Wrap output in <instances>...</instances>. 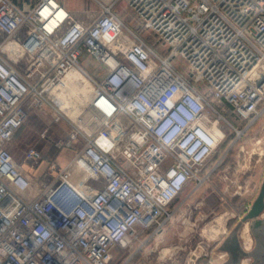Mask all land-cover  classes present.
<instances>
[{
    "label": "built area",
    "instance_id": "1",
    "mask_svg": "<svg viewBox=\"0 0 264 264\" xmlns=\"http://www.w3.org/2000/svg\"><path fill=\"white\" fill-rule=\"evenodd\" d=\"M95 1L79 20L57 0H0V264H108L161 236L217 169L225 115L245 131L264 114V0H125L130 26L118 0ZM45 108L72 129L56 146L80 145L95 178L34 184L14 159L15 134ZM25 159L34 170L43 155Z\"/></svg>",
    "mask_w": 264,
    "mask_h": 264
},
{
    "label": "rangeland",
    "instance_id": "2",
    "mask_svg": "<svg viewBox=\"0 0 264 264\" xmlns=\"http://www.w3.org/2000/svg\"><path fill=\"white\" fill-rule=\"evenodd\" d=\"M38 1L30 0L32 3ZM85 1L86 8L92 11V17L96 16L99 10L96 1ZM100 1L110 2L112 0ZM91 5L92 9H90ZM115 9L119 15L122 13L121 17L130 26L132 24L131 12L125 7V0H118ZM86 18L85 14L78 19L86 20ZM172 64L183 72L179 58H174ZM85 89H82L84 94L87 91ZM70 113L68 111L72 119V113ZM34 118L30 116L24 127L17 131L10 147L14 159L30 172L34 184L48 183L60 171H65L70 180L77 185L84 182L88 176L96 177L90 173L83 161L75 160L74 150L78 152L80 145L74 148L56 146L57 143L65 142L69 138L72 129L67 122L60 123L67 126L66 132H63L60 137L51 136L48 140V136L41 139L40 133L53 128L51 114L49 119H44V121ZM224 118L232 124L234 130L209 162L207 167L219 164L209 180L197 191L192 193L187 188L178 197L171 208L173 220L164 228L161 236L141 239V242H144L141 246L136 243L124 250L119 247L115 248L108 264H220L226 260V254L220 252L218 247L238 220L246 214L248 207L251 206L259 192L264 177V114L245 131H243L244 123L240 119L230 114L225 115ZM86 130L89 129L86 128ZM239 132L241 134L237 135ZM30 148L39 149L43 155L42 163L34 170L29 169L25 159V153ZM52 163L56 165L53 174L48 172V166ZM74 166L82 169L84 179L75 177L72 171ZM243 228L244 226L239 232L242 247ZM174 236L178 237V240L173 239ZM251 239V248L244 250L253 249L252 236ZM137 247L136 254L131 257ZM172 251L176 259L169 260ZM192 255H194L193 258ZM129 257L131 258L127 262Z\"/></svg>",
    "mask_w": 264,
    "mask_h": 264
},
{
    "label": "water",
    "instance_id": "3",
    "mask_svg": "<svg viewBox=\"0 0 264 264\" xmlns=\"http://www.w3.org/2000/svg\"><path fill=\"white\" fill-rule=\"evenodd\" d=\"M245 225L254 240L251 251L244 250L239 239V232ZM218 250L227 256L220 264H243L244 260H249L246 264H264V177L250 208L233 226Z\"/></svg>",
    "mask_w": 264,
    "mask_h": 264
},
{
    "label": "crops",
    "instance_id": "4",
    "mask_svg": "<svg viewBox=\"0 0 264 264\" xmlns=\"http://www.w3.org/2000/svg\"><path fill=\"white\" fill-rule=\"evenodd\" d=\"M12 1L18 7L22 8V9H30V8H32L33 6H35L39 2L38 1V2L32 3V2H30V0H12ZM57 1L60 4H62L69 11V13L71 15H73L76 19H78V18L81 19L82 16L85 15L86 13L92 12V11H86V10H89V8H86V4H85L86 1L85 0H57ZM90 9H92V5L90 6ZM121 14L122 13H120V16H121ZM50 114H51V112L49 111V109L45 108L43 110H38V111L31 112L28 115V118L30 116H33V117H35L34 119H38V120H43L44 121V119H49ZM28 118H27L26 122L28 121ZM26 122L24 123V125L26 124ZM24 125L21 128H23ZM67 129H68L67 126L64 125V124H57V125H54L53 128H51V129L48 128V130H49L48 131V135H47L48 136V140L51 138V136L60 137V135L63 132H66ZM66 138H68V137H66ZM74 151H75V154H77V151L76 150H74ZM173 239L178 240V237L174 236ZM173 259H176V257H175V255H174V253L172 251V252H170L169 260H173Z\"/></svg>",
    "mask_w": 264,
    "mask_h": 264
},
{
    "label": "bare ground",
    "instance_id": "5",
    "mask_svg": "<svg viewBox=\"0 0 264 264\" xmlns=\"http://www.w3.org/2000/svg\"><path fill=\"white\" fill-rule=\"evenodd\" d=\"M73 172H74L75 177H80L81 178L83 176V171H82V169L80 167L74 166ZM241 234L243 235V247H244V249L249 250L251 248V245H252V239H251V236L249 234V230H248V226L247 225L244 226ZM245 236L247 238H245ZM222 256H223V254H222ZM247 262H248V260H244L243 264H246Z\"/></svg>",
    "mask_w": 264,
    "mask_h": 264
}]
</instances>
